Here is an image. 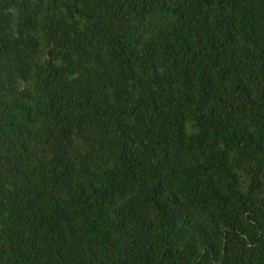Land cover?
<instances>
[{
  "label": "trees",
  "instance_id": "trees-1",
  "mask_svg": "<svg viewBox=\"0 0 264 264\" xmlns=\"http://www.w3.org/2000/svg\"><path fill=\"white\" fill-rule=\"evenodd\" d=\"M0 264H264V0H0Z\"/></svg>",
  "mask_w": 264,
  "mask_h": 264
}]
</instances>
